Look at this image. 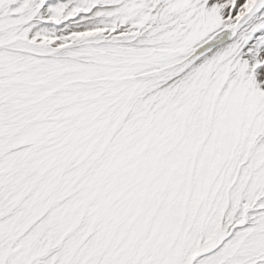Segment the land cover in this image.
<instances>
[{
    "label": "snow or ice",
    "instance_id": "1",
    "mask_svg": "<svg viewBox=\"0 0 264 264\" xmlns=\"http://www.w3.org/2000/svg\"><path fill=\"white\" fill-rule=\"evenodd\" d=\"M0 264H264V0H0Z\"/></svg>",
    "mask_w": 264,
    "mask_h": 264
}]
</instances>
